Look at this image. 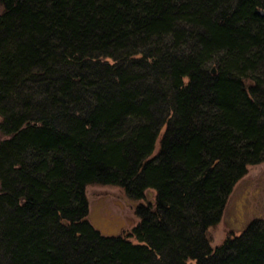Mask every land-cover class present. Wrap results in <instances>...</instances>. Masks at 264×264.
Returning <instances> with one entry per match:
<instances>
[{"label": "trees", "instance_id": "1", "mask_svg": "<svg viewBox=\"0 0 264 264\" xmlns=\"http://www.w3.org/2000/svg\"><path fill=\"white\" fill-rule=\"evenodd\" d=\"M0 7V264H264V221L207 233L264 161V0ZM96 184L137 202L126 233Z\"/></svg>", "mask_w": 264, "mask_h": 264}, {"label": "rangeland", "instance_id": "2", "mask_svg": "<svg viewBox=\"0 0 264 264\" xmlns=\"http://www.w3.org/2000/svg\"><path fill=\"white\" fill-rule=\"evenodd\" d=\"M85 192L89 219L103 234L126 233L138 221L134 214L137 202L118 186L88 185ZM148 197L152 198L151 194ZM254 220L264 221V161L250 165L233 187L220 221L208 229L210 244L215 246L227 236L240 233Z\"/></svg>", "mask_w": 264, "mask_h": 264}, {"label": "water", "instance_id": "3", "mask_svg": "<svg viewBox=\"0 0 264 264\" xmlns=\"http://www.w3.org/2000/svg\"><path fill=\"white\" fill-rule=\"evenodd\" d=\"M212 72H215V68L214 67H212V70H211Z\"/></svg>", "mask_w": 264, "mask_h": 264}]
</instances>
